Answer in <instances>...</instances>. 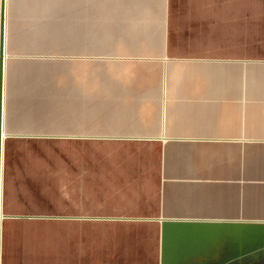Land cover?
<instances>
[{"label": "crops", "instance_id": "1", "mask_svg": "<svg viewBox=\"0 0 264 264\" xmlns=\"http://www.w3.org/2000/svg\"><path fill=\"white\" fill-rule=\"evenodd\" d=\"M3 53L0 264H264V0H5Z\"/></svg>", "mask_w": 264, "mask_h": 264}, {"label": "water", "instance_id": "2", "mask_svg": "<svg viewBox=\"0 0 264 264\" xmlns=\"http://www.w3.org/2000/svg\"><path fill=\"white\" fill-rule=\"evenodd\" d=\"M4 24H5V0H0V173H1V145L3 133L1 131V115H2V82H3V40H4Z\"/></svg>", "mask_w": 264, "mask_h": 264}, {"label": "rangeland", "instance_id": "3", "mask_svg": "<svg viewBox=\"0 0 264 264\" xmlns=\"http://www.w3.org/2000/svg\"><path fill=\"white\" fill-rule=\"evenodd\" d=\"M50 244L48 249L51 250V254L56 253V236L50 238ZM54 251V252H53ZM42 264H58L55 255H51L49 261L43 262Z\"/></svg>", "mask_w": 264, "mask_h": 264}, {"label": "bare ground", "instance_id": "4", "mask_svg": "<svg viewBox=\"0 0 264 264\" xmlns=\"http://www.w3.org/2000/svg\"><path fill=\"white\" fill-rule=\"evenodd\" d=\"M1 218H2V215L0 214V220H1Z\"/></svg>", "mask_w": 264, "mask_h": 264}]
</instances>
